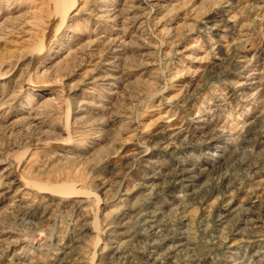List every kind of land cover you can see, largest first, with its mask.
I'll use <instances>...</instances> for the list:
<instances>
[{
    "label": "rangeland",
    "instance_id": "1",
    "mask_svg": "<svg viewBox=\"0 0 264 264\" xmlns=\"http://www.w3.org/2000/svg\"><path fill=\"white\" fill-rule=\"evenodd\" d=\"M57 2L0 0V264H89L96 246L94 264H119L110 229L133 234L151 192L166 233L186 232L184 264H264L256 156L228 173L230 194L212 175L191 187L184 212L172 196L183 184L165 189L175 166L239 140L245 123L257 122L250 145L264 139V0H75L60 30ZM148 164L162 178L142 187ZM242 205L249 244L237 213L220 220Z\"/></svg>",
    "mask_w": 264,
    "mask_h": 264
},
{
    "label": "bare ground",
    "instance_id": "2",
    "mask_svg": "<svg viewBox=\"0 0 264 264\" xmlns=\"http://www.w3.org/2000/svg\"><path fill=\"white\" fill-rule=\"evenodd\" d=\"M57 1L58 2L56 3L57 4L56 5V16H58V19H57V23H56L55 28L57 30H60L61 26L65 23V20L68 19L67 18L68 12L74 9L75 0H57ZM116 58H117V56H116ZM108 66L111 67L112 64L108 63ZM116 78L117 77L115 75H109L107 77L102 78L101 81H104L105 84H109L108 82L114 81V80H116ZM255 120H257V119H255ZM256 123L257 122H255L253 120L250 123H247V124L245 123V125H243V128H242L243 130L240 132V134L238 136L239 140L236 139V141H235V139H234L231 141L232 143H228L225 147H219L220 149L217 152L216 151L211 152V153H208L207 156H205L203 158H195L194 160H192L189 163H183V164L175 166V168L172 170V173H171V181H169L170 183L165 186V189L169 188L173 185L183 184L184 189H185L183 191L184 194H179V195H175V196L172 195L173 198H175L179 201H182L183 204L181 203V208H182L183 212L186 211V209H188L190 207V205L192 203H194V200L198 197L197 194L199 193V191L198 190H191V187L199 185L200 182L204 178H206L207 176H208L207 177L208 179H209L210 175H212L211 178H213V176H216L217 178H219V180H221V183H222L220 185V187L222 189H224L223 191H225L226 193H229L233 186H232V181H231L232 178L228 179V177H227L228 173L230 175V172L233 170V168H235L237 165L239 166L240 164H241L240 169H241V167L242 168L244 167L245 169H249V168L253 167V165H254L252 163L250 164L249 162H248L249 164H246L247 162L243 163L242 162L243 160L241 158H247L250 155H254V156H256V158H258L259 162L262 161L264 164V145H263L264 139L260 138L261 139L260 141H257L251 145L249 144L253 140L252 138L254 137V133H256V131H255L256 130L255 125H257ZM233 141H235L236 143H234ZM258 146H261V153H256L255 151L249 149L251 147L254 148V147H258ZM235 154H239L240 158L237 159V161H235V162L230 161L231 163H227L229 161L230 157L234 156ZM244 160H246V159H244ZM145 168L146 169H145L144 174L142 176L144 178V184H142V187H145V184H147V183H151L155 180L162 178V171L156 170V169L154 170L153 167L150 166L149 164L146 165ZM16 169H17V167H16ZM165 175L167 176V174H165ZM18 181H20V180H18ZM216 183H218V182H216ZM154 189H156V188H154ZM218 189H219V187H218ZM216 191H217V189H216ZM78 192H81V191H76L75 189L70 191V193H78ZM83 194H85V193H83ZM151 194L152 195H150V200L148 201L147 205L145 207L142 206L143 208L135 214L136 216L133 217L135 219L134 221L136 224V227H135L133 234H130L132 231H130V228L128 227L129 222L121 221V222H119V224L114 229H112V228L110 229L111 230V234H109L110 240H108V244L105 246V248L108 247L107 256L111 255L110 258L112 261L116 260L119 262V264H134L135 262L136 263L141 262L142 264H184L183 261L181 260L182 255L184 254V251L185 250H186L185 252H187L188 250L192 251V249H190V247H189L190 242L188 241V238L184 235V234H186L185 231L179 230L180 232L175 233L171 236H169L166 233L167 232L166 228L168 227V224H167L165 212H164L162 206L159 205L158 202L156 201L157 196H158V192H151ZM254 195L255 196L253 198L258 199L257 201L260 203V205L264 206V194L263 195L258 194L259 196L256 194H254ZM89 197H90V195H89ZM132 211H133V209H132ZM233 212L237 213V216H238L237 220H236L237 226L235 228V232H236L235 235L242 237L241 242H244L245 244L251 243L252 241H250V240L252 239V237H250V236L243 237L244 235L242 234L241 230L244 231L246 229H244V227H243V229H241V228H242V226H247L250 223L251 219L249 220L248 217L252 213H249L250 212L249 209L245 208V206H243V205L242 206H236L231 211L229 208H227L225 213H223L220 216V220L223 221L230 214H233ZM131 225H133V224H131ZM245 233L247 234L246 231H245ZM256 233H258V232H256ZM128 237H130L129 240L123 241V242L121 241V240L128 238ZM139 239H144L146 241L145 242L146 246H144V247L142 246V248L136 249L135 243L138 242ZM184 240H186V241H184ZM99 242L100 241H98V243L96 245L100 244ZM166 245H168L166 250L162 251V249L165 248L164 246H166ZM105 248H103V249H105ZM96 249H97V246L95 248L93 260L90 261L89 264H94V259L96 257L95 256ZM175 255H180V257H177L178 259L176 261H172ZM188 255H186L185 261L189 258ZM59 256H57L56 259H54L52 264H67L68 263L66 260H64L63 257L60 258ZM184 256L185 255H183V257ZM253 256H254L253 257L254 261L257 264L258 263L261 264L260 262H262V259H260V257H263V256L259 255L258 253H255V255H253ZM106 258L108 260V257H106ZM14 264H16V263L14 262ZM237 264H250V263L248 261H245V260H240L239 262H237Z\"/></svg>",
    "mask_w": 264,
    "mask_h": 264
}]
</instances>
